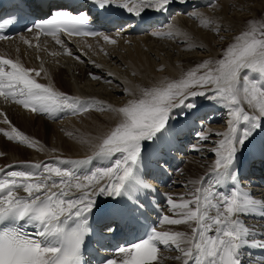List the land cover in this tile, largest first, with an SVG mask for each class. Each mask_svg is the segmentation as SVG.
I'll use <instances>...</instances> for the list:
<instances>
[{"label": "snow or ice", "instance_id": "1", "mask_svg": "<svg viewBox=\"0 0 264 264\" xmlns=\"http://www.w3.org/2000/svg\"><path fill=\"white\" fill-rule=\"evenodd\" d=\"M91 2L97 9V17L114 15L119 10L120 15L126 12L143 22L149 10L166 13L177 0ZM215 3L216 0H209L208 6ZM70 8L68 4L49 2L46 17L26 30L34 28L38 34L51 36L62 47L61 32L95 35L84 30L91 19L90 11L73 14ZM192 16L198 18L199 13ZM14 20L10 16L0 21V29ZM210 24L205 22L204 26ZM221 30L214 26L217 35ZM3 39L7 37L0 35V40ZM104 40L116 43L107 35ZM65 52L74 55L67 48ZM75 58L81 60L79 55ZM33 72L35 77L41 74L18 60L0 57V97L30 112L52 117L60 113L79 115L99 111L109 116V124L98 136L82 141L91 151L86 158L0 168V264H82V249L92 232L89 221L94 211L99 214L101 234L111 237L131 221H138L136 213L143 207L139 192L155 191L140 174L145 145L166 138L172 130L170 122L178 115L189 114H178L176 110L196 109L193 101L197 97L221 104L227 114V129L216 133L222 139L213 149L217 157L212 169L215 185L237 180V158L245 151L259 150L264 154V20L248 21L224 50L222 58L204 60L178 80L165 78L149 87L125 88L130 98L118 107L54 90L51 85L37 82L31 75ZM89 76L97 81L103 79L92 73ZM245 102L251 112L242 106ZM0 116L10 123L6 114ZM3 135L28 148L38 143L15 127ZM197 138L202 142L210 137L202 132L197 133ZM192 147L201 151L197 145ZM95 161H108V164L90 169L89 165ZM104 178L106 181L101 184ZM97 197L112 198L113 203H98ZM167 203L175 218L165 215L163 223L187 225L191 235L146 229L142 239L118 247V259L107 258L104 264H160L166 259L161 255L162 250L178 252L179 255L169 258L181 264H244L246 248L264 249V233L257 239L256 232L240 219L256 212L264 218V201L247 192H239L234 186L228 193L219 189L210 191L202 184L195 188L190 199L181 196L177 202L168 197Z\"/></svg>", "mask_w": 264, "mask_h": 264}, {"label": "bare ground", "instance_id": "2", "mask_svg": "<svg viewBox=\"0 0 264 264\" xmlns=\"http://www.w3.org/2000/svg\"><path fill=\"white\" fill-rule=\"evenodd\" d=\"M259 2L220 0L213 6H208L209 4L199 7L191 6L186 10V7L180 9L176 7L178 12L175 11L171 19L170 15L173 12L157 25L149 27L148 30L136 31L132 28L121 30L119 28L106 34L116 41L115 44L106 42L105 35L91 40L72 41L59 36L63 41L62 47L53 38L36 40L32 33H25L12 40L0 41V57L18 60L26 68L39 70L41 73L39 77H35L34 72L31 75L37 82L51 85L54 90L81 99L91 98L104 101L118 107L130 98L125 94V88L149 87L165 78L173 80L184 71L193 68L194 61L202 58H217L220 52L216 44L221 43L219 42L220 37L231 39L238 35L240 33L239 24L244 20V15L247 12L254 13L257 7L261 8L264 0ZM184 4H189V0ZM193 13H199L198 18H193ZM170 20H172L170 24L158 30V27H162L166 22L169 23ZM209 21L211 24L205 27V22ZM119 24L124 26L125 21H120ZM216 25L222 29L219 35L214 31ZM127 27H132V25L129 24ZM169 33L171 35H168ZM24 40L29 41V44H25ZM225 41H227L226 38ZM65 48L72 51L74 55H67ZM77 55L81 57V60L75 58ZM89 73L102 76L103 79L99 81L91 79ZM109 73L111 75H108ZM251 75L256 76V74ZM106 80H110L111 83L105 82ZM198 98L193 101L197 104L196 109H188L187 116L178 115L170 122L171 125L176 124L177 126L172 127L171 133L162 139L166 140L162 146H159L158 141L145 145L148 150L149 145L151 146L153 156L159 154L177 158L174 161L176 164L174 177H171L169 185L158 190V194L166 198L171 197L179 202L181 196L190 199L191 193L202 184L210 191L219 189L225 193H228L234 186L239 192H247L256 200L264 201V184L260 182L254 186L246 185L248 182L246 178L242 181L238 178L236 181L227 180L223 185H215L212 169L217 157L213 149L222 139L216 133H223L227 129V114L221 104L203 100L202 97L201 100ZM242 106L248 111L246 106L243 104ZM0 108V113L6 114L10 121V123H5L3 116H0L1 133L2 131L11 132L9 127L13 126L38 142L34 148L10 143L9 154L5 153L4 156H0V168L24 163L53 162L57 159L86 158L91 155V151L88 144L82 141L98 136L109 124V116L99 111H89L78 116L70 115L59 119L62 116L56 118L36 114L14 102H5L1 98ZM219 109H222V112ZM183 110L177 109L176 112L179 114ZM205 117H208V121L202 120ZM197 127L199 128L196 129ZM202 132L209 135V140L198 141L197 133ZM36 134L40 135L43 140L36 139ZM191 137L194 138V144H187V141L192 139ZM3 139L6 140L0 137V141H4ZM259 139L258 137L257 140ZM3 144L5 143L1 146ZM193 145H197L201 151H195ZM251 151L255 150L245 151L249 154L248 158L254 155ZM245 152L237 158L238 173L244 172V165L241 163L246 157ZM153 160L149 155L145 158V154L142 153V165L152 164ZM107 164L108 161H95L89 165V168L94 170L107 166ZM259 172L262 171L259 170ZM140 174L142 178L143 166ZM255 177L259 178L260 175ZM148 180L147 183H150L151 180ZM105 181L106 178L101 179L100 182L103 184ZM154 186H157V183ZM97 201L98 203H113V199L109 197H97ZM163 207V216L175 218L167 199ZM240 219L253 231L260 232L259 225L262 220L257 212L240 217ZM156 230L178 231L191 235V229L187 225H167L162 219ZM118 255L117 253L116 258ZM161 255L166 259L160 261V264H181L180 261L169 258L179 255L178 252L162 250Z\"/></svg>", "mask_w": 264, "mask_h": 264}, {"label": "rangeland", "instance_id": "3", "mask_svg": "<svg viewBox=\"0 0 264 264\" xmlns=\"http://www.w3.org/2000/svg\"><path fill=\"white\" fill-rule=\"evenodd\" d=\"M217 1H220V0H216V2ZM246 1V0H245ZM255 1H257V2H259V1H262V0H255ZM260 3V2H259ZM231 5V4H230ZM258 8V7H257ZM256 8V10H255V12L253 13V12H247L245 15H244V17H243V19L244 20H242L241 22H240V24H239V26H240V32L241 31H243L244 29H245V26H246V23L248 22V21H261V20H264V2H262V5H261V8H258L257 9ZM240 34V33H239ZM238 34V35H239ZM235 36H237V35H235ZM234 36V37H235ZM233 37V38H234ZM225 38H226V40L227 41H225ZM223 40H220L219 42H221V43H219V44H216V48L219 50V56L217 57V58H213L214 60H218V59H220V58H222V56H223V53H224V50L229 46V44L230 43H232L233 42V38H231V39H228L227 37H225ZM204 60H207L206 58H202V59H200V60H196V61H194L193 63H192V67L193 68H195V66L197 65V64H199V63H201V62H203ZM193 68H191V69H193ZM190 70V69H189ZM189 70H186V71H184L181 75H179L178 77H176V78H174L173 80H178V79H180L187 71H189ZM251 75V74H250ZM203 99V98H202ZM198 100H201V97H199L198 98ZM197 100V101H198ZM203 100H205V99H203ZM243 105L244 106H246V108H247V110L249 111V112H251L252 111V109L251 108H249L248 107V105H247V103L245 102V103H243ZM187 110L188 109H184L183 110V112H187ZM219 111L220 112H222V109H219ZM80 115V114H79ZM76 116H78V115H76ZM183 117L185 116V115H182ZM182 116H180V117H182ZM182 117V118H183ZM201 118H202V116H201ZM199 127H197L196 129H198ZM4 132H7V131H2V133H4ZM194 132H196V130H194ZM1 132H0V137L1 138H6V140L5 139H3L4 141H0V152L2 153V155H0V156H4L5 155V153H7V154H9V147H10V143L11 144H15V145H20V144H18L17 142H15V141H9L8 139H7V137H5L3 134H2ZM2 134V135H1ZM191 134H193L192 132H191ZM194 136V135H193ZM37 137V138H36ZM36 139H39V140H43V138H41L40 137V135H37L36 134ZM192 138V137H191ZM192 140V141H191ZM190 141H187V144H190V143H192V144H194V141H193V138L191 139ZM12 142H14V143H12ZM2 143H5V144H3L2 146H1V144ZM186 144V145H187ZM188 146V145H187ZM186 146V147H187ZM187 148H185V150H186ZM254 186V185H253ZM118 259V258H117Z\"/></svg>", "mask_w": 264, "mask_h": 264}]
</instances>
